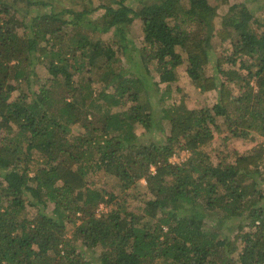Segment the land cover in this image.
I'll use <instances>...</instances> for the list:
<instances>
[{"label":"trees","instance_id":"trees-1","mask_svg":"<svg viewBox=\"0 0 264 264\" xmlns=\"http://www.w3.org/2000/svg\"><path fill=\"white\" fill-rule=\"evenodd\" d=\"M59 1L0 0V264H264L263 141L208 152L264 137V0Z\"/></svg>","mask_w":264,"mask_h":264},{"label":"rangeland","instance_id":"rangeland-1","mask_svg":"<svg viewBox=\"0 0 264 264\" xmlns=\"http://www.w3.org/2000/svg\"><path fill=\"white\" fill-rule=\"evenodd\" d=\"M66 3H70L69 0H60L59 4L60 5H64ZM255 6H263L264 7V2H261L259 4H257L256 2H253ZM261 12H263L260 15H264V11L261 10ZM139 21L137 23H135L134 25L130 26V30H131V35H135L139 32ZM114 33L112 32H108L107 35L104 36V40L105 41H111L114 38ZM131 39V37H130ZM132 40V39H131ZM229 47V46H228ZM114 48L116 49L115 51V55L113 57H111L112 59V63H114V67L116 68H122V66L128 67L130 65L129 63V54L128 52H124L120 49V47L114 46ZM227 51H229V49L227 48ZM211 62L208 67V73L211 74L214 72V59L213 57H211ZM106 58L103 59V61H105ZM229 66V65H227ZM41 71V70H39ZM43 72V71H41ZM98 84H96L97 86ZM162 86H164V84H162ZM172 86V90H173V96L171 97L170 102L175 103L177 106H179V108H181L182 110H186V109H192V108H196V107H201V106H211L214 102H215V93L214 96L212 95V92H202L199 88L195 87V85H193L190 80L189 77L187 75L186 72V67L182 66L180 67L179 71H178V80L176 82H173L171 84ZM16 93V92H15ZM163 124H165L166 129H168V125L167 122L164 121ZM224 127V132H223V136L225 135H229L230 133L228 132V130L226 129L225 124L222 125ZM140 132H143V129L140 128ZM157 134L158 137H162L166 132H162V130H158L157 132H155ZM222 134L221 135H216L215 137V141L213 144V150L208 149V152L211 154V157L213 159L214 162H216L217 159L226 157V155L232 154L233 151L232 150H238L240 153H247L248 151L252 150L255 145L256 142H258L259 140L264 144V137H259V135L257 133L252 132L251 135L249 137L247 136H234L230 135L231 137L224 141ZM252 136H255L256 138H258L257 140H252ZM261 136V135H260ZM148 140V139H147ZM190 156V152L188 151H184L181 152L178 155H174L171 160H173V162H183L185 161L188 157ZM146 186V181L142 180L141 183H139V185L137 186H133L130 189V192L132 193H141L145 190ZM261 187L264 189V182L261 183ZM100 211L104 210V205L100 206ZM199 217L202 219L203 215H199ZM206 227L211 228L213 230H217L218 232H220L221 234H227L229 233L230 236L234 235V232L236 231L235 227H233V229L229 230L228 225L235 224L234 226H236L238 224V220H236L235 222H229V221H221L219 219V216L217 213L215 212H210L209 214L206 213L205 215V220H204ZM237 257V255H236Z\"/></svg>","mask_w":264,"mask_h":264},{"label":"built area","instance_id":"built-area-1","mask_svg":"<svg viewBox=\"0 0 264 264\" xmlns=\"http://www.w3.org/2000/svg\"><path fill=\"white\" fill-rule=\"evenodd\" d=\"M173 161V160H172Z\"/></svg>","mask_w":264,"mask_h":264}]
</instances>
